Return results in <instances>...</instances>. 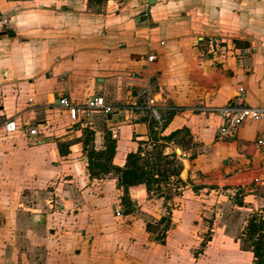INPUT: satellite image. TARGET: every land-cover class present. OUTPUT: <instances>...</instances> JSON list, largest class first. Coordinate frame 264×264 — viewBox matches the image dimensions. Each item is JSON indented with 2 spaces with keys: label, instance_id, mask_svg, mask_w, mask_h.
I'll use <instances>...</instances> for the list:
<instances>
[{
  "label": "crops",
  "instance_id": "obj_1",
  "mask_svg": "<svg viewBox=\"0 0 264 264\" xmlns=\"http://www.w3.org/2000/svg\"><path fill=\"white\" fill-rule=\"evenodd\" d=\"M0 12V264H254L241 239L264 211V119L223 140L212 109L264 107V0H0ZM93 95L119 113L77 124L59 104ZM110 140V166L90 169ZM155 143L183 169L160 193L130 190L126 212L119 174L100 165L123 169Z\"/></svg>",
  "mask_w": 264,
  "mask_h": 264
},
{
  "label": "trees",
  "instance_id": "obj_2",
  "mask_svg": "<svg viewBox=\"0 0 264 264\" xmlns=\"http://www.w3.org/2000/svg\"><path fill=\"white\" fill-rule=\"evenodd\" d=\"M106 1L108 0H89L90 3L96 4ZM92 153L89 155L88 167L90 169L93 165V159L101 162L105 158L109 165L114 157L115 142L110 140L105 152L94 153V150H92ZM110 168L119 174L117 185L123 189L122 203L126 208V212H131L130 190L144 187L148 192L156 191L160 193L162 187H166L172 179L180 176L183 166L177 160L175 154L166 155L164 146L155 143L147 151L139 147L136 152L130 153L123 169L107 167L103 164L100 165L99 169L109 172ZM165 198L168 199L169 197L166 195ZM238 203L242 204V201L239 200ZM241 244L242 249L252 252L254 264H264L263 210L256 211L249 217L242 233Z\"/></svg>",
  "mask_w": 264,
  "mask_h": 264
},
{
  "label": "built area",
  "instance_id": "obj_3",
  "mask_svg": "<svg viewBox=\"0 0 264 264\" xmlns=\"http://www.w3.org/2000/svg\"><path fill=\"white\" fill-rule=\"evenodd\" d=\"M0 24L5 29L10 28L9 19L1 12ZM201 41L206 44L210 52L224 50V41L220 37L202 38ZM234 49V52L243 58H247L252 54L250 48L236 46ZM59 104L67 111L70 120L77 124L89 123L95 115L107 118L119 113V109L108 104L106 99L101 95H93L80 103H73L68 98L62 97L59 99ZM150 104H154V101L151 100ZM212 112L215 113L221 121L218 136L223 140L236 139L241 126L247 119H264V107L251 108L236 103H230L223 107L212 109ZM154 115L158 116L156 112ZM4 127L7 132L16 131V123L14 121L5 122ZM26 133L31 136L37 135L36 130H28ZM113 137L116 138L115 134ZM256 145L264 153V137L258 139ZM258 182L259 180L255 179V183L258 184ZM255 192L256 191L252 188L249 194H251L254 199H258L259 196ZM116 216H122L121 210H116Z\"/></svg>",
  "mask_w": 264,
  "mask_h": 264
},
{
  "label": "rangeland",
  "instance_id": "obj_4",
  "mask_svg": "<svg viewBox=\"0 0 264 264\" xmlns=\"http://www.w3.org/2000/svg\"><path fill=\"white\" fill-rule=\"evenodd\" d=\"M160 99L158 97L154 98V101L158 102ZM85 154V153H84ZM177 155H179V153H177ZM251 178V177H250ZM250 178H247V179H250ZM209 234H211L209 231H208Z\"/></svg>",
  "mask_w": 264,
  "mask_h": 264
}]
</instances>
